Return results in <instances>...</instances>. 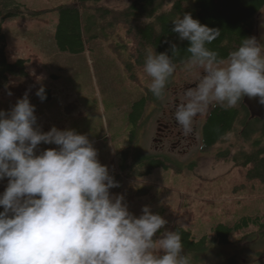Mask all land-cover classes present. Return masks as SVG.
<instances>
[{
  "label": "clouds",
  "instance_id": "clouds-1",
  "mask_svg": "<svg viewBox=\"0 0 264 264\" xmlns=\"http://www.w3.org/2000/svg\"><path fill=\"white\" fill-rule=\"evenodd\" d=\"M172 24L178 39L189 42L187 70L199 74L175 107L174 119L185 136L210 107L235 108L245 96L264 105V44L243 38L221 57L207 47L220 36L218 29L190 13ZM175 70L170 55L148 52L143 71L154 97L164 98ZM35 95L45 100V88ZM34 112L27 91L10 112L0 110V180L7 179L0 193V264H193L179 230L158 236L168 223L163 217L149 206L137 217L122 194L110 193L119 182L99 162L86 135L55 126L40 131ZM41 143L57 147L37 154Z\"/></svg>",
  "mask_w": 264,
  "mask_h": 264
},
{
  "label": "rangeland",
  "instance_id": "rangeland-1",
  "mask_svg": "<svg viewBox=\"0 0 264 264\" xmlns=\"http://www.w3.org/2000/svg\"><path fill=\"white\" fill-rule=\"evenodd\" d=\"M17 1L35 10H47L31 19L14 17L4 23L8 61L28 60L27 71L32 83L28 84L26 91L30 103L35 106L37 119L34 127L47 132L55 126L59 130L71 129L86 135L98 152L99 162L108 167L111 175L118 173L122 176L121 153L130 144L133 104L148 96L151 83V78L133 62L132 40L115 32L107 39H89L85 32L83 51H61L54 40L58 22L55 7L71 4L74 0ZM128 1L103 0L102 4L122 7ZM84 22L85 13L82 12ZM254 37L264 44V7L257 16ZM122 59L131 61V70ZM195 72L187 70L184 63L176 69L174 79L179 83L181 78ZM41 86L49 89V99L41 101L35 95ZM177 88L175 86L172 90ZM172 96L171 92L162 104L167 100L171 102ZM8 97L0 91V110L5 112H10L17 102L7 103ZM162 113L161 109H152L151 105L146 111L138 141V149L146 154L152 153L156 145L153 141L154 119ZM236 131L226 137L224 144H216L209 151L202 152L196 144L190 145L186 154L173 155H178L175 158L179 167L155 168L148 175L133 176L136 178L132 179V184L129 180L119 182L120 186L110 189V193L122 194L129 212L137 217L143 206H149L152 213L163 217L168 223L160 234L165 230L183 228L190 230L195 240L204 235L211 236L217 224L233 226L243 217L261 216L264 214V183L245 178L239 167L218 157L222 147L233 144L236 146L233 149H237L241 146L242 140L237 138L241 130ZM55 147L41 143L37 154ZM0 184L2 193L7 179L0 180ZM253 229L254 226L250 225L234 232L231 239ZM242 251L241 264H264L262 244L248 245ZM215 253L216 250L210 252L201 264H223L227 257L217 258Z\"/></svg>",
  "mask_w": 264,
  "mask_h": 264
},
{
  "label": "trees",
  "instance_id": "trees-1",
  "mask_svg": "<svg viewBox=\"0 0 264 264\" xmlns=\"http://www.w3.org/2000/svg\"><path fill=\"white\" fill-rule=\"evenodd\" d=\"M103 0H74L71 4L55 7L58 22L54 40L61 51L79 53L84 50V33L89 39L102 37L107 39L115 32L118 36L125 34L133 42V62L143 69L145 58L151 49L156 53H167L172 57L176 68L186 63L189 53L188 41L178 39L172 31V20L178 15L190 13L203 25L216 28L220 36L208 48L218 51L221 57L236 49L241 39L254 37L257 16L264 7V0H129L122 7H110L102 4ZM47 12L35 10L17 0H0V91L14 99L21 98L32 83L27 71V59L17 58L8 61L7 40L4 31L6 20L14 17L31 19ZM82 12L85 22L82 23ZM254 30V31H253ZM253 35V36H252ZM177 50L172 52V45ZM131 70L129 59H122ZM3 91V92H2ZM149 91V89H148ZM46 99L50 98L49 89L45 88ZM11 93V95H9ZM45 99V100H46ZM155 97L149 91L133 104L130 114L132 122L129 133L130 144L123 150L121 168L123 175L116 173L118 182L133 183V176H145L155 168L169 169L179 167L168 164L151 154L138 149L139 131L143 128L146 111ZM250 113L242 101L235 108L217 107L211 114L203 132L202 151H209L219 143H225L226 137L242 127L241 146L237 149L231 144L220 151L218 157L231 161L239 167L245 178L258 179L264 183V123ZM222 141V142H221ZM246 146H245V145ZM2 185L0 184V189ZM3 209L0 208V211ZM254 226L248 233L232 240L234 232ZM182 236L184 251L193 256V264H201L214 250L215 257H227L223 264H241L242 249L246 246L262 244L264 247V214L243 217L235 225L217 224L211 236L204 235L195 240L191 231L177 228ZM158 236L160 235L157 234ZM260 256L261 252L258 253Z\"/></svg>",
  "mask_w": 264,
  "mask_h": 264
},
{
  "label": "flooded vegetation",
  "instance_id": "flooded-vegetation-1",
  "mask_svg": "<svg viewBox=\"0 0 264 264\" xmlns=\"http://www.w3.org/2000/svg\"><path fill=\"white\" fill-rule=\"evenodd\" d=\"M174 74L169 78V81L166 85L164 98L157 99L155 97V100H152L150 102L152 109L153 108L156 110L161 109L163 113L162 115H158L154 119L156 130H155V136L153 137V141L156 142V145L154 146L152 153H149V154H151L152 156H155L156 158L160 160H164L168 164L171 163V164L180 165V163L177 162L178 160L175 158L178 155L176 156H173V155L176 153H178L179 155L186 154L189 151L188 148L190 147V145H193V144H196L197 146H199L200 151H202V148L204 145L203 130L212 112L217 107H221V106L210 107L205 114L198 115L195 118L192 134L189 136H185L183 132L181 131V129L178 127L174 119L175 107L176 105L182 102L184 90L187 88L195 87V84L199 78V74L195 72L192 75H188L187 78L183 77L179 80V83L174 79ZM175 86H177L178 88L172 90ZM171 92L173 94V96L171 97V102L167 100L166 103L163 105L162 101L165 98H168ZM178 93L180 94H179V97L177 98L176 96L178 95ZM242 103L244 104L243 100H242ZM251 118H255V117H251ZM242 127H240L241 130H242ZM224 149L225 148L222 147L220 151Z\"/></svg>",
  "mask_w": 264,
  "mask_h": 264
},
{
  "label": "water",
  "instance_id": "water-1",
  "mask_svg": "<svg viewBox=\"0 0 264 264\" xmlns=\"http://www.w3.org/2000/svg\"><path fill=\"white\" fill-rule=\"evenodd\" d=\"M244 104L247 106L250 116L257 117L264 123V105L257 102V99H249L248 97L243 98Z\"/></svg>",
  "mask_w": 264,
  "mask_h": 264
},
{
  "label": "crops",
  "instance_id": "crops-1",
  "mask_svg": "<svg viewBox=\"0 0 264 264\" xmlns=\"http://www.w3.org/2000/svg\"><path fill=\"white\" fill-rule=\"evenodd\" d=\"M16 100H18V99H12V98L8 97V99L6 100V102H7V103H10V101H13V102H14V101H16Z\"/></svg>",
  "mask_w": 264,
  "mask_h": 264
},
{
  "label": "bare ground",
  "instance_id": "bare-ground-1",
  "mask_svg": "<svg viewBox=\"0 0 264 264\" xmlns=\"http://www.w3.org/2000/svg\"><path fill=\"white\" fill-rule=\"evenodd\" d=\"M254 31V30H253ZM253 36V35H252ZM222 142V141H221Z\"/></svg>",
  "mask_w": 264,
  "mask_h": 264
}]
</instances>
